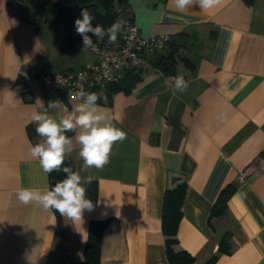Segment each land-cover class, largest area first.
Instances as JSON below:
<instances>
[{"label": "crops", "instance_id": "0c3cea01", "mask_svg": "<svg viewBox=\"0 0 264 264\" xmlns=\"http://www.w3.org/2000/svg\"><path fill=\"white\" fill-rule=\"evenodd\" d=\"M0 0V264L84 263L92 220H106L99 260L93 264H170L161 228L163 194L186 184L178 241L203 264H264V0H221L208 11L176 9L173 0H128L119 14L132 16L141 35L168 33L177 46L175 73L145 67L128 92L98 102L126 139L114 144L101 170L84 168L75 132L69 157L82 182L97 183L94 211L82 220L17 197L23 187L49 190L48 174L30 156L29 125L50 100L59 118L78 101L64 91L19 81L22 62L48 72L79 70L94 59L82 39H71L56 17V0H29L24 16L8 14ZM189 83L173 94V77ZM221 114L226 120H221ZM228 183L236 190L226 211L208 222ZM231 232L232 250L219 252Z\"/></svg>", "mask_w": 264, "mask_h": 264}, {"label": "clouds", "instance_id": "9594fccd", "mask_svg": "<svg viewBox=\"0 0 264 264\" xmlns=\"http://www.w3.org/2000/svg\"><path fill=\"white\" fill-rule=\"evenodd\" d=\"M176 9L186 11L197 6L202 11H208L221 3V0H173ZM94 16L88 8H82L80 17L74 22L75 31L82 37L83 49L95 50L93 37L103 40L107 37L110 44L117 42L125 21L117 20L105 29L102 25L93 24ZM169 85L173 94L184 93L189 87L183 75L172 78ZM72 99L78 101L66 115L56 118L49 114L51 110H58L62 102L50 100L43 112H34L32 122L36 124V133L42 139L35 146L30 147V156L39 161L45 174L60 171L67 156L74 150L73 139L66 133L75 132L76 144L79 145V158L84 168L103 169L109 162L115 143L123 142L126 133L117 128L105 111L101 110L98 101L101 96L96 92H88L83 88L72 94ZM221 120L227 117L221 114ZM66 178L57 182L50 190L40 191L31 187H23L18 193V200L29 205L33 202L39 204L44 210H55L62 217L75 222L82 220L84 212L94 211L95 205L87 198V188L77 171L70 167H63Z\"/></svg>", "mask_w": 264, "mask_h": 264}, {"label": "trees", "instance_id": "16d2710c", "mask_svg": "<svg viewBox=\"0 0 264 264\" xmlns=\"http://www.w3.org/2000/svg\"><path fill=\"white\" fill-rule=\"evenodd\" d=\"M128 0H56L54 2L56 8V17L53 23H61L67 29V34L71 39H82L75 31L74 22L80 17L82 8H88L94 16L93 24L102 25L105 29L110 27L113 22L119 20V14L127 5ZM124 17L132 18L130 15ZM95 40V37H93ZM147 61L151 67L160 69L164 74L170 75L175 73L177 63V46L171 42L169 50L164 53L154 52L147 56ZM143 68H133L124 72L123 76L117 81L107 84L103 89L89 88L86 91L96 92L101 96V101L104 96L107 102L112 95L119 91L128 92L141 78ZM98 101V102H99ZM32 138L37 142L36 130L32 125L28 126ZM63 167H70L75 171L74 164L69 157H66L61 170L53 171L48 174L49 190L57 182L66 178L63 172ZM87 188V198L92 202L97 199V183L94 180L85 182ZM235 183H228L219 192L215 202L213 203L208 222L211 224V219L222 215L227 209V201L236 190ZM186 192L185 182L179 183L173 188H166L163 194L162 213H161V228L164 236L166 258L170 264H193L194 256L187 250L182 248L178 241L177 231L178 224L182 218V203ZM58 225L61 228V215L53 210ZM106 220H92L88 226V237L83 248L84 263L93 264L99 260L100 245L102 230ZM232 250L231 232L225 231L220 237L219 252L229 253ZM217 254L212 255L203 264H214Z\"/></svg>", "mask_w": 264, "mask_h": 264}, {"label": "built area", "instance_id": "2783aa9c", "mask_svg": "<svg viewBox=\"0 0 264 264\" xmlns=\"http://www.w3.org/2000/svg\"><path fill=\"white\" fill-rule=\"evenodd\" d=\"M29 0H8V14L24 16L23 7ZM125 26L115 44H110L107 37L103 40L95 37V50L90 49L94 56L91 63L79 70H63L48 72L40 70L30 63L22 62L19 67V81L26 87L42 84L46 89L64 91L72 96L83 88L103 89L107 84L117 82L125 71L133 68L151 67L147 61L150 53H164L169 50L172 37L168 33L149 36L141 35L132 18L123 17ZM66 264H74L68 260Z\"/></svg>", "mask_w": 264, "mask_h": 264}, {"label": "rangeland", "instance_id": "374dc122", "mask_svg": "<svg viewBox=\"0 0 264 264\" xmlns=\"http://www.w3.org/2000/svg\"><path fill=\"white\" fill-rule=\"evenodd\" d=\"M54 6V4H52Z\"/></svg>", "mask_w": 264, "mask_h": 264}]
</instances>
